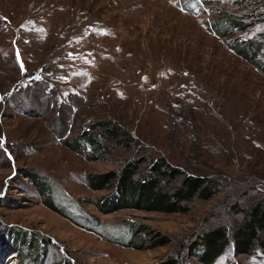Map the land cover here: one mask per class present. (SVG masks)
<instances>
[{
	"label": "rangeland",
	"instance_id": "1",
	"mask_svg": "<svg viewBox=\"0 0 264 264\" xmlns=\"http://www.w3.org/2000/svg\"><path fill=\"white\" fill-rule=\"evenodd\" d=\"M252 41L257 63L232 46ZM263 61L264 0H0V264H205L201 235L231 234L242 220L232 204L264 195ZM99 120L131 148L110 140L97 156L64 143ZM141 152L143 167L164 155L225 189L186 211L102 212L93 198L112 189L86 174ZM125 219L169 242L130 245ZM233 261L264 264V252L231 241L214 264Z\"/></svg>",
	"mask_w": 264,
	"mask_h": 264
},
{
	"label": "trees",
	"instance_id": "2",
	"mask_svg": "<svg viewBox=\"0 0 264 264\" xmlns=\"http://www.w3.org/2000/svg\"><path fill=\"white\" fill-rule=\"evenodd\" d=\"M234 25L240 26V22L236 21ZM219 33L224 34V30H219ZM232 46L249 61L257 63L256 55L263 48V43L252 41L251 49L236 43ZM261 65L264 70V61ZM96 128L102 130L97 131ZM59 135L64 137V131ZM128 137L131 138L129 133H124L118 125L99 120L92 127L76 135L64 137V143L76 151L90 148L93 155L98 156V153L105 149L106 142L110 140L131 148L132 144H128ZM148 159L149 155L145 153H135L121 165L110 170L88 172L86 182L91 188L112 189L108 194L95 196L94 204L104 213L122 208L178 212L188 210L190 202L195 199H208L225 189L219 178L200 172H189L173 164L164 155L155 156L146 167H143ZM45 203L57 211L65 212L51 198L45 199ZM232 210L241 213L242 220L236 228L231 229V234L228 228L220 225L201 235L198 246L203 250L199 258L205 264H214L231 241L238 254H255L258 250L264 252V195L248 204L234 203ZM68 217L72 219L71 214ZM103 225L107 226L106 223ZM117 229H123L131 235L127 243L135 247H152L169 242V237L135 219H125L124 224ZM106 234L110 235L108 231ZM154 264L178 262L169 258ZM232 264L238 262L233 261Z\"/></svg>",
	"mask_w": 264,
	"mask_h": 264
}]
</instances>
